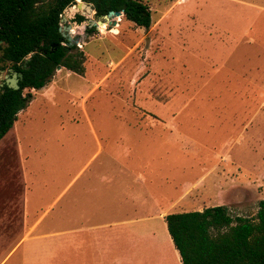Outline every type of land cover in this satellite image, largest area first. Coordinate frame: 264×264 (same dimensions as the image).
Segmentation results:
<instances>
[{"label": "rangeland", "instance_id": "374dc122", "mask_svg": "<svg viewBox=\"0 0 264 264\" xmlns=\"http://www.w3.org/2000/svg\"><path fill=\"white\" fill-rule=\"evenodd\" d=\"M140 1L151 12L148 29L123 15L98 29L84 26L90 17L76 18L81 10L68 18L80 36L84 75L56 69L46 86L30 90L28 107L0 140L3 264H181L168 244L155 258L117 259L121 248L101 246L100 232L76 231L75 206L62 218L94 153L88 124L104 145L124 140L126 126L188 129L199 143L181 156L195 164L190 175L217 157L223 191L213 188L212 201L227 205L233 225L236 217L255 218L264 200V0ZM9 73L0 71V82ZM54 201L35 237L13 251ZM50 230L56 234L42 236Z\"/></svg>", "mask_w": 264, "mask_h": 264}, {"label": "crops", "instance_id": "0c3cea01", "mask_svg": "<svg viewBox=\"0 0 264 264\" xmlns=\"http://www.w3.org/2000/svg\"><path fill=\"white\" fill-rule=\"evenodd\" d=\"M88 127L95 143L94 153L75 177L78 183L76 203L66 200L62 206V218L64 216L67 220L75 206L76 231L81 233L86 228H92L100 232L97 237L101 246L121 248L114 254L117 259L141 257L146 260L151 255L155 258V254H159L157 249L168 244L180 261L168 234L165 217L173 213L202 212L206 208L219 206L210 195L216 186L223 191L220 180L215 179L222 177L218 173L220 165L217 157L211 158L215 163L208 170L204 168L199 175L191 176L195 164L191 160H181V156H189L199 143L186 128L126 126L129 135L126 134L124 140L121 137L110 139L104 145L95 127L89 124ZM212 176L211 182L207 181ZM73 181L66 185L60 196ZM55 202L31 224L14 245L13 251L22 241L35 237L37 227ZM220 206L227 208L223 203ZM86 221L91 223L86 226ZM54 234L56 232L50 230L42 236L51 238L49 236ZM5 258L0 264L4 263Z\"/></svg>", "mask_w": 264, "mask_h": 264}, {"label": "trees", "instance_id": "16d2710c", "mask_svg": "<svg viewBox=\"0 0 264 264\" xmlns=\"http://www.w3.org/2000/svg\"><path fill=\"white\" fill-rule=\"evenodd\" d=\"M76 1L0 0V71L22 76L17 90L5 85L0 91V140L32 100L30 90L46 86L58 66L84 75L83 52L68 46L59 32L60 16ZM78 1L91 4L97 17L122 11L135 26L150 27V9L140 0ZM165 222L181 264H264V200L254 219L236 217L234 225L224 206L168 214Z\"/></svg>", "mask_w": 264, "mask_h": 264}, {"label": "water", "instance_id": "95a60500", "mask_svg": "<svg viewBox=\"0 0 264 264\" xmlns=\"http://www.w3.org/2000/svg\"><path fill=\"white\" fill-rule=\"evenodd\" d=\"M77 8V9H75ZM79 12V15L83 16L84 18L87 19V17H90L87 19V23L84 24L87 28L93 27L94 29H98V26L100 24H107L108 26L110 25H115L116 21L114 20L117 17H120L123 15L122 11H110L108 14L97 17L95 11L92 8L91 4L84 3L82 1H78L75 6H70L64 10L65 15L60 16V26H59V32L61 33V36L64 38L68 46H74L76 45L79 40L80 36L72 34L71 25L66 24L67 23V17H74V15ZM78 27H81V25H78ZM57 70H60L61 67L58 66L56 68ZM21 74H17L14 72L12 76L5 75L4 76V84L11 89L17 90L18 89V79H21ZM3 84H1L2 86Z\"/></svg>", "mask_w": 264, "mask_h": 264}, {"label": "flooded vegetation", "instance_id": "af4514ba", "mask_svg": "<svg viewBox=\"0 0 264 264\" xmlns=\"http://www.w3.org/2000/svg\"><path fill=\"white\" fill-rule=\"evenodd\" d=\"M10 71V73L8 74V76L10 77V76H12V74L14 73L11 69L9 70ZM1 84H3L2 86H1ZM5 86V84H4V78H3V80L0 82V91H1V89L3 88Z\"/></svg>", "mask_w": 264, "mask_h": 264}, {"label": "bare ground", "instance_id": "6f19581e", "mask_svg": "<svg viewBox=\"0 0 264 264\" xmlns=\"http://www.w3.org/2000/svg\"><path fill=\"white\" fill-rule=\"evenodd\" d=\"M75 9H77V8H75ZM78 11H79V8H78ZM77 13H78V12H77ZM105 25H106L105 23H104V24H100L98 27H99V28H100V27H101V28H106ZM72 29H73V28H72ZM111 32L116 33V32H117L116 28L112 29Z\"/></svg>", "mask_w": 264, "mask_h": 264}, {"label": "built area", "instance_id": "2783aa9c", "mask_svg": "<svg viewBox=\"0 0 264 264\" xmlns=\"http://www.w3.org/2000/svg\"><path fill=\"white\" fill-rule=\"evenodd\" d=\"M71 31H72V28H71ZM71 31H70V32H71ZM71 33H72V32H71ZM62 45H65V46H66V44H64V43H62ZM76 45L79 46L78 43H77ZM76 45H75V46H76ZM79 47H80V46H79Z\"/></svg>", "mask_w": 264, "mask_h": 264}]
</instances>
